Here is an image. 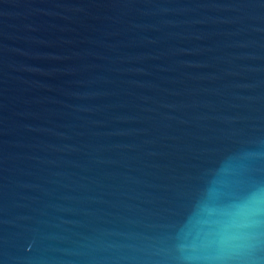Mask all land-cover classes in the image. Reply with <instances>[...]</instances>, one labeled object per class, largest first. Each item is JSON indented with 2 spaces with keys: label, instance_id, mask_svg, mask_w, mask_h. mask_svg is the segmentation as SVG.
Masks as SVG:
<instances>
[{
  "label": "water",
  "instance_id": "water-1",
  "mask_svg": "<svg viewBox=\"0 0 264 264\" xmlns=\"http://www.w3.org/2000/svg\"><path fill=\"white\" fill-rule=\"evenodd\" d=\"M0 264H264V0H0Z\"/></svg>",
  "mask_w": 264,
  "mask_h": 264
}]
</instances>
